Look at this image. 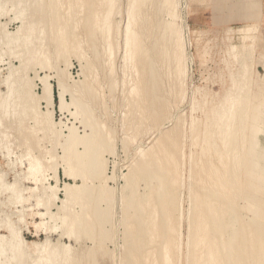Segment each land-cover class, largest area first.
Wrapping results in <instances>:
<instances>
[{"label": "rangeland", "instance_id": "1", "mask_svg": "<svg viewBox=\"0 0 264 264\" xmlns=\"http://www.w3.org/2000/svg\"><path fill=\"white\" fill-rule=\"evenodd\" d=\"M18 1L0 0V264H16V262H11L12 257L15 256L12 247L16 242L12 233L18 234L23 241L26 264H34L35 260H40L37 257V248L46 241L51 247L59 245V248H71L70 254L76 258L70 256L75 261L80 260L79 264L82 261L83 264H123V262L130 264L132 260L128 255L131 251L128 248L125 249L127 244H129L130 250L134 249L135 255L138 253L136 256L142 262L147 256L151 260L154 251L156 255L159 253V257H157L162 259L161 253L158 250L156 252L155 249H160L165 241L166 252H168L167 262L169 264H185L186 257H188L186 255L189 254L188 249L190 251L187 244L192 239L188 223L192 215L189 210L192 209L191 195L197 188L195 183L201 180L199 173H196L195 170L198 169L200 151L203 148L208 149L207 158L216 164V158L212 154V141L216 140L217 148L219 147L220 151L226 149L227 146L222 148L223 143L219 140L223 141L224 139L225 141V127H221L219 133L215 128L222 122L224 116H228L230 110L240 104L243 105V108L236 107L234 112L236 115L238 113L239 116H243L244 119L236 118V125L232 126V133L244 131L240 135L234 134L237 136L236 140L241 141L238 142L234 139L231 145L235 148V154L238 153L245 159L248 157L245 152L249 148V141H255L252 153L253 161L257 164H264L263 160L260 162L258 159L257 161L259 152H262L264 147V0H168L172 5L167 0H148L147 5L144 6L140 24V27L143 28L141 31L143 34L140 32L143 42L141 46L145 52L130 53L132 59L128 62L122 59L120 48L123 45L122 36L126 24L125 14L128 0H113L109 7L111 13L109 15L111 57L105 55V49L101 47L103 46L101 40L96 39L99 44L94 42L97 46L93 44V48L92 46L87 48L85 45L82 51L83 56L88 57L84 63L85 70H89L90 64L92 70L88 72L90 74L88 80L81 72L78 56L74 48H71L73 46H64V48L62 42L57 39L62 35L59 32L62 23L66 21L62 12L66 11L67 2L69 3L70 0L61 2L60 5L64 4L65 6H62L63 8L58 6L59 9L57 8L56 12L61 14L57 15L58 17L52 16L48 6L45 5L44 10L47 9L45 12L48 13L47 17H43L45 32L41 31L35 34L29 31L31 30L29 25L34 23L36 28L43 27L38 23L40 19L38 16L30 15L34 12L37 13L35 11L37 8L26 6V0L24 3H18ZM71 2L78 4L80 0H71ZM166 4H168V9ZM157 9L161 11L159 12ZM77 11H79L78 8ZM77 11L69 22V26L72 24L71 27L74 25L75 28L72 32L70 27L68 33L83 34L79 39L82 38L81 40L84 41V36L87 35L84 33V28H87V22L90 19L88 16L89 5L84 4L79 11L80 14ZM149 14H151V18L153 16L151 21ZM22 23L26 28L20 35L17 31ZM167 23H173L174 31L176 30L179 34V39L176 41L174 34L169 35L168 32L167 35L165 34L166 39L161 38L164 34L163 30L168 27ZM154 25L157 29L154 28ZM138 27L136 26V29ZM153 32L154 34H152ZM170 36L171 41H169ZM159 37L162 39L160 42ZM155 38L157 41L154 40ZM163 40H165L164 45L167 44L169 48L161 46ZM156 45H160L157 46V48L161 47L160 50H157ZM34 48L41 51L37 61L30 60L31 56L28 55L29 51ZM166 48L168 49L167 55L160 54L162 49ZM92 51L97 52H94L96 56ZM147 64L153 68L155 79L152 77V82L156 97L144 87ZM43 67L45 68L43 69ZM93 75L97 76V79ZM23 76L32 80L33 91L38 97L36 106L38 116L42 121V128L46 129L40 130L36 134L34 133L35 121L31 118L29 109H26V116H20L19 112L13 113L12 109L9 113L8 111L4 113L1 106V103L7 99L10 84ZM46 76L53 87L50 105L47 100L46 102L45 99H42L41 86L38 81V78ZM56 76L61 77L67 85L68 93L64 97L66 105L64 111H60L58 107ZM152 82L149 81L147 84L151 85ZM20 83H17L15 88L19 87ZM72 88L73 90H70ZM88 92L92 96L85 95L89 94ZM72 95L74 96L72 97ZM89 96L91 97L88 98ZM39 97L41 98L39 99ZM74 97L75 100L77 98V103L80 102V106L78 104L75 106L82 107L77 110V113L81 112L78 115L74 104H72ZM238 110L240 111L238 112ZM85 111L86 113L89 111L91 114L88 113V115ZM90 117L92 123L100 129V138L94 143H89V149H91L89 158L82 161L78 156L72 160L71 164L74 173L84 172L90 176L86 178L88 179L87 190L81 192V195L74 201H80V203L82 201L83 206L86 207L87 203H94L92 201L94 196V198L101 196L104 199H100L101 202H98L100 207L98 205L95 207L93 204L92 207L88 206L89 212L91 208L92 210L98 208L100 211L95 210V212L98 211L97 213L101 214H98L97 217H103L97 218L98 220L101 218L99 223L101 221L102 223L99 226H94V228L99 227L98 230L95 228L96 230L92 231L94 238L97 235V238L99 237L95 238L97 243L95 239L87 240L89 237L86 238V236L82 237V240H78L79 242L74 238L64 236L71 226V219L79 217L77 212L81 211L82 203L79 205V202H76L78 204L73 202L70 213L62 211L64 209L62 205L64 186L81 187L82 185L81 179H68L63 174L62 163L68 156L64 153L65 140L69 135V128L73 132L75 130L74 133L81 138L90 134V128L81 125L85 119ZM242 121L245 122V128H243ZM53 132L55 134H52ZM218 135L221 138H218ZM233 138L232 134L231 139ZM164 145L166 153L163 155V161L160 162L163 168H159V172L162 173L163 185L159 195H163L164 206H169L171 209L168 214L172 213L163 228L165 234L162 235H166L165 239L163 238L164 240L161 241L163 243L161 244L159 238L154 239L156 241L153 243L152 234H149V239L146 235L145 240L148 243L145 241L143 243L142 238H145L144 235L147 233L140 230L143 226L144 214L141 215L139 209L141 204L142 206L146 204L147 198L152 201L156 195L155 153ZM82 147L78 145L74 153L80 155L83 152ZM139 152L143 154L142 157ZM28 154L32 158L38 159L40 163L37 173L29 168ZM238 154L235 155L236 158L231 153L230 156L234 157V160L240 161ZM229 162L231 163V158L228 159V164ZM234 162L233 164H235ZM191 175L194 177H190ZM241 176L243 175L239 176L240 182L244 180ZM228 178L231 179L230 175ZM51 188H55L54 191L57 190L56 200L51 199ZM231 194L236 198L232 196L235 203L231 199L230 206L233 205L234 212L237 213L236 216L242 218L243 225L250 224L253 209L264 210L261 203L251 201L244 196V194H248L241 186ZM105 195L107 196L105 197ZM248 200L250 201L247 203ZM138 202L139 204H137ZM121 203L124 206H120ZM136 205H140L139 209ZM174 206L175 209H173ZM129 209L133 215L130 216L131 219ZM127 211L129 214L126 213ZM134 211L138 215L135 217L137 219L133 218L136 214ZM261 213L263 216L262 211ZM140 215L143 218L140 219ZM228 215L227 212L226 218ZM128 221H139L141 226H139V222L132 224ZM135 224L136 226L138 224L140 228L137 227L136 234L142 236L144 233V235L142 238L136 235L138 236L137 241L128 236L131 238V243L132 241L134 244L137 242V248L135 246L132 249L130 239L126 238L128 231H124H126V227L135 226ZM235 226L238 227V224L236 223ZM138 231L141 233L139 232V234ZM142 231H144L143 227ZM225 232L230 234V231ZM177 236L180 238L178 239ZM225 237L224 235V240ZM138 242L142 244L137 245ZM156 242L160 245L158 246ZM220 244L221 242H219ZM93 248L94 253L92 252ZM87 251L92 252L94 256L90 253L87 257ZM101 253L102 255H100ZM163 255H165L164 250ZM91 256L95 262L93 258H90ZM83 257L84 259H81ZM78 261L75 264H78Z\"/></svg>", "mask_w": 264, "mask_h": 264}, {"label": "bare ground", "instance_id": "2", "mask_svg": "<svg viewBox=\"0 0 264 264\" xmlns=\"http://www.w3.org/2000/svg\"><path fill=\"white\" fill-rule=\"evenodd\" d=\"M24 1L25 0H19L18 3H24ZM112 1L113 0H80V2L78 4H74L70 0L69 3L67 2L66 11L64 10V13L62 12V14L64 15V18L66 17V21L64 20L65 23H62L61 29L59 31L62 35H61V37H57V39L60 42H62L61 44L63 45V47L64 46H66V47L73 46L71 48H74V51L76 52V55L78 56V62L80 64L81 72L83 74H85V77H84V75H83V77L86 78V79L88 78V76L90 77V74L88 72H89V70H91L90 69L91 68V64H90L89 70L88 69L85 70L84 63L87 60L86 58H88L87 56L84 57L83 56L84 54L82 52L84 50L83 47L85 45H87V48H88V46H92V48H93L94 42L96 44H99V43H97L96 39L97 40H101L100 42H102V44H103V46H101V47H104V49H105L104 52L106 53L105 55L107 57H111L110 56L111 55V44H110L111 37L109 35V33H110V27H109V17L110 16L109 15L111 13L109 11V7H110V4H111ZM147 1L148 0H128V4H127V7H126V14H125V16H126V21H125L126 24H125V27H124V35L122 36L123 37L122 38L123 39V45L121 44L122 47H120L121 48L122 59L125 60L126 62H128L130 59H132V57L130 56V53L134 54V51H136V53L145 52L144 51L145 49L141 46V44L143 42L141 41L140 37L142 36L141 35V33H142L141 31L143 30V28L140 27V24H141V20L143 18L144 6L147 5L146 4ZM169 1H171V0H169ZM61 2L63 3V0H26L25 1L26 6H29V7L33 6V7L37 8L35 10L37 13L34 12L33 14H30V15L38 16L40 18L38 23L43 25L42 28H36L37 26L33 25L34 23H32L31 25H29V26H31V30H29V31L32 34H35L37 32H41V31L45 32V27H44V24H43V21H44L43 17L44 16L47 17V15H48V13L45 12L47 9L44 10L45 5L48 6L50 14L52 16L58 17L59 14H60L59 12H56L58 6H60L61 8H63L62 6H64V4L60 5ZM33 4L34 5L36 4V6H34ZM84 4L85 5L86 4L89 5L90 12L88 13V16H89L90 19L87 22V28L86 29L84 28V31H85L84 33L87 34V35L84 34L85 35L84 36L85 40L83 41V40H81L82 38L79 39L81 35L83 36V34H81V35H78V34L76 35V34H72V33L69 34L68 30L72 26V24H71V26H69V22L72 19L71 17L74 14H76L77 8L80 11L82 6H84ZM21 5L23 6V4H21ZM170 5H172V4L170 3ZM165 6L167 7L168 4H166ZM163 9H164V7H163ZM167 9H168V7H167ZM41 10H42V12H41ZM161 10H158V11L160 12ZM79 11H77V12L80 14ZM145 12H146V9H145ZM152 12H153V10H152ZM168 12H166V13H168ZM149 15H150L149 18H150V21H151L153 16L151 18V14H149ZM172 15H174V14H172ZM76 16H78V15H76ZM154 16H155V14H154ZM158 16H159V14H158ZM160 16H161V14H160ZM41 17H42V19H41ZM145 19H146V17H145ZM45 21H47V20L45 19ZM161 21H162V19H161ZM72 22H73V20H72ZM154 22H155V20H154ZM138 23H139V25H138ZM157 23H159V22H157ZM45 24H46V22H45ZM161 25L163 26L164 24H161ZM136 26L137 27L139 26L137 29L140 30V31H138L136 29ZM148 26H149V24H148ZM166 26H168V27H166L163 30L164 34L162 35L161 38L162 39H166L165 34L167 35V32H168L169 35L171 33L174 34L175 41H176V39H179V36H178L179 34H177V31L175 30L176 31L175 32L174 29H173L174 28L173 23H169V24L167 23ZM25 28H26V26L22 23V25L20 26V29L17 31V33H20V35H21L24 32ZM71 28L70 29L73 32L75 26L73 25V27H71ZM149 28H150V26H149ZM154 28H155V25H154ZM155 29H157V28H155ZM162 29H161V31H162ZM151 31H150V34H151ZM240 31H239V33H240ZM146 34L148 35V33H146ZM152 34H154V32ZM144 36H146V35H144ZM43 38H45V37H43ZM161 38L159 37V39H158L159 42H160ZM167 39H168V37H167ZM154 40H156V38ZM164 41L165 40H163V42L161 41V44L163 43V45H161L162 47L165 46L164 45V43H165ZM169 41H171V36H170V40ZM155 43L158 44L157 42H155ZM96 44H94V45H96ZM149 44H150V42H149ZM143 45H145V44H143ZM146 45H148V44H146ZM173 45H174V43H173ZM96 46H94V47H96ZM98 46H100V45H98ZM157 46H160V45H156V48H157ZM166 46H168V45L166 44ZM144 47L146 48L147 46H144ZM92 48H90V49H92ZM159 48H161V47H158L157 50ZM168 48H169V46H168ZM146 50H148V49H146ZM162 50H163V51H161L162 53H160V52L159 53L160 54H164L166 56L167 52H168V49L166 48V49H162ZM151 51H152V49H151ZM151 51H149V53ZM94 52H96V51H94ZM94 52H93V54H94ZM86 53H88V52H86ZM40 54H41V51L39 49H35V48L32 49L31 51H29V53H28V55L31 56L30 60H32V61H37L39 59ZM160 54H159V56H160ZM161 57H164V56H161ZM93 58H94V56H93ZM98 58H100V57L98 56ZM98 58H95V59H98ZM166 60H167V58H166ZM94 62H96V60ZM94 62H93V64H94ZM164 62L166 63L165 59H164ZM93 66H92V68H93ZM44 68L45 67H43V69ZM46 68L48 69L49 67H46ZM152 69L153 68L150 67L147 64V68L145 70L146 78H144V80H145L144 87H145V89L148 92L151 93V95L156 97L155 90H154V83L152 82V80H153L152 77H154V79H155V76L153 75ZM94 70H95V68H94ZM142 75H143V72L141 73V76ZM93 76H95V75H93ZM56 77H57L56 78L57 82H56V86L55 87L57 89L58 107H59L60 111H64L66 109V105L64 104V97L68 93L67 85H66L65 81L61 77H58V76H56ZM96 77L97 76H95V78ZM54 80H55V78H54ZM91 80H92V77H91ZM31 81L32 80L28 79L26 76H23L22 78L17 79V81H13L10 84V86H9V93H8L7 99H5L1 103V106H2V110L4 111V113H6V111H8V113H9L11 111V109H12L13 113H18L19 112L20 116H26V109H29L31 118L35 121L34 133L36 134L38 131L46 130V129L42 128V121H40V118L38 116V112H37V108H36L37 103H38V97L33 91L34 86L31 84ZM38 81H39L40 86H41V95L43 97L42 99H45V101L47 100L49 102V105H50L51 102H52L51 101V96H52V93H53L52 92L53 87L49 83V80H48L47 76L43 77V78L42 77L38 78ZM94 81H95V79H94ZM149 81L152 82L151 85L147 84ZM19 82H21L19 87L15 88V85L17 83H19ZM87 86H88V84H87ZM70 90H73V88L70 89ZM85 93H87V92H85ZM85 95H91V93L85 94ZM73 96L74 95H72V97ZM91 96H89L88 98H90ZM40 98L41 97H39V99ZM76 100H77V98H76ZM76 100H75V97H74V100H72L74 102V103H72V104H74L73 106H75V104H78L80 106V104H79L80 102L77 103L78 101H76ZM90 102H92V101L90 100ZM81 104H82V102H81ZM236 107H239L241 109V108H243V105L240 104V105H238ZM236 107H234L232 110H230L228 116H226V117L224 116V118L222 119V122L218 125V127L216 126V128H215L216 132L219 133V129L221 127H225V133L226 134L224 132H221V133H224L225 136H226L225 137V141H224V139H223V141H222V139H219V140L221 141V143H223V145H221L222 148L227 146V148L225 147L226 149H222L221 148L222 150L220 151V150H218L219 147L217 148L218 143L216 142V140L214 142L212 141V147H211L212 148V154L216 158V164L212 160H209L207 158L208 149L203 148L200 151V154H201L200 161L201 162L199 161L198 169H195L197 172L196 171L195 172L199 173V175L201 177V180L198 183H195L196 187H197L196 188L197 190L196 189H195L196 191L193 190L194 192L191 195V198H192L191 201L192 202H190L191 203L190 205H191L192 209H189V210H191L192 215H191V218H190V222H188L189 220L187 222L189 223V231H190L189 233H191L190 237L192 239H191V241H189L191 243L190 244L191 246L189 245V242L187 244V246L190 247V251L188 249L189 254L186 255L188 257H186L185 264H264V219H263L264 218V210H262V209L260 210V208H258L259 210L257 208L253 209L254 212L252 211L253 212L252 213V220H251L250 224L246 223V225H243L242 222H241L242 218L241 219H240V217L238 218L236 216L237 213L235 214V212H234L233 205H232V207L230 206V202H232L233 197L235 196V195L231 194V192H233L234 190H237L238 187L241 186L245 191H247L248 195L244 194V196H246V198H249L251 201L254 200L256 203L259 202L264 207V164L263 163H262V165L259 164V163L257 164V163H254V161H253L252 153H253V149H254L253 146H255V141H253V140L249 141V148L245 152L246 154H248L247 158L245 157V159H244V157L241 156L238 153H236V154H238V156H240L239 157L240 161H238V159L234 160L233 159L234 157L232 158V156H235L236 154L234 152L235 148H233L234 146H232L231 144H233L232 141L234 139L236 140L235 137H237V136H235V135H236V133H238V132L232 133V130H233L232 126L236 125L235 124V120H236L237 117H238V119L239 118L244 119V117L243 116L242 117L239 116L238 113L236 115V113L234 112ZM79 108L82 109V107H79ZM79 108L77 106H75L77 115L80 112L79 111L77 113V110H80ZM236 111H237V109H236ZM239 111L240 110H238V112ZM82 112H84V111L82 110ZM85 113H86V111H85ZM88 113H89V111H87L86 114H88ZM89 114H91V113H89ZM79 116H80V114H79ZM90 116H92V115H90ZM81 117H82V115H81ZM90 119H91V117L89 119H87V120L85 119L86 121L84 119H83L84 120L83 122L80 121V122H82L81 125H83V127L90 128V134L85 136V138H83V137L81 138V137H78L74 133V132H76L75 130L73 132L71 130V128H69V135L66 137L65 144H64L65 145V150H64L65 152L64 153L68 154V156H67L66 159L63 160V163H62V165H63V174L68 179H72V180L81 179V182H82L81 187L80 186L76 187V186H72V185H70V186H66L65 185L64 189H63L64 199L62 200V205L64 207V209H62L63 213H65L66 211L70 213L71 208H73V206H72L73 202H74V204H78L76 202H79V205L82 203L80 205V210L81 211L77 212L79 217L71 219V226L68 228L67 232L64 234V236L66 235L68 238H74L75 241H77V242H79L78 240H82L81 239L82 237L85 238V236H86V238L89 237V238H87V240L88 239L94 240L95 238H97L98 235L94 238V235H93L92 231L95 228H97V227L94 228V226H99V224L102 223V221L99 223L101 218H100V220H98L99 217H102V216L97 217V215L101 214V213H97L98 211L95 212V210H99L98 208L95 209V210L93 209L94 212H93V210L91 208V211L93 212L92 213L90 211L91 214L88 211V209H89L88 206L91 205L90 207H92V204H93V206L96 207L98 205V202H101L100 199H103V198H101V196H97L98 198H94L95 197L94 196L93 200H92V201H94V203L93 202L90 203V204L87 203L86 205H88V206H86L85 202H84V205L86 207H88V208L83 206V202L82 201H81V203H80V201H76V202L74 201V199H76L79 195H81L80 194L81 192H83V191L85 192L87 190V187H86L87 183L86 182H88V179H86V178L87 177L89 178L90 176H87V174H85L84 172H82V173L81 172L74 173L75 171L72 168L73 166H72L71 162H72V160L74 158H78V156H79V158L82 159V161H85L86 158H89L90 153H91L90 152L91 149H89V143H94L95 141H97L98 138H100V135H101L100 134V129H98L95 126V124L92 123V121ZM239 121H238V123H239ZM241 123H243V128H245V122L242 121ZM240 128H242V127H240ZM243 128L241 130H243ZM234 129H235V127H234ZM222 130H224V129H222ZM53 131H54V129H53ZM234 131H236V130H234ZM243 131H241V132H243ZM241 132L239 131L238 135H240ZM221 133H220V135H221ZM52 134H55V132H53ZM232 134L234 136L233 139H231L232 138ZM218 138H221V137L219 136ZM237 140H238V142L241 141L239 139H237ZM235 144H237V143H235ZM78 145L83 146L82 147L83 152L80 153V155H77V153H74L75 149H77ZM239 145H241V144H239ZM230 146H232V147L230 148ZM164 148H165V145H164V147L162 146V149H159L158 151L156 150V153H155V162H156V165H155L156 166V195H154V198H153L152 201L151 200L149 201L148 198H147V201L146 202L144 201L146 204H144L143 206H142L141 202H140L141 207H140V205H138V206L136 205L138 207V209L140 207L139 210L141 212L140 211L139 212L141 213V215H142V213L144 214V216H143L144 218L141 215H140L141 217L139 216L140 219L143 218V222H142L143 226L142 227L144 228V231H142V227H141V229L138 227V224H137V226L135 224V226L126 227V229H125L126 231H124V232L128 231L127 233L129 235L128 234L127 235L125 234V235H126V238L128 240L130 239L129 242L131 241V238L134 240L136 238L138 239V236H140L142 238V236L144 235V233H143L142 236L136 234L137 233V227L141 230V232L147 233L144 236L148 235V238H147V236L145 238L143 237L142 238L143 240L140 238L142 240V242L143 241L147 242L145 239L146 238L149 239V234H152L153 243H155L157 238H159L160 242L165 239L164 237L166 235L165 236L162 235V234H165V233H163V231H164L163 228L165 227L167 219L170 218V215H171L172 212L168 214V212L171 211V209L169 208V206H164L165 202H163V195H159L160 192L162 191V185H163V183H162V173L159 172V168H163L162 165H160V162L163 161V155L166 153V151L164 152ZM237 150H238V148H237ZM237 150H236V152H237ZM214 152H215V154H214ZM230 153H231L232 156H230ZM261 153H262V155H261ZM139 155L142 157L143 154L139 152ZM229 156L231 158V163H232L231 164L229 162V164H231L232 166L228 164V159L230 160V158H228ZM27 157L30 160L29 168L31 170H33L35 173H37V171L40 169V163H39L38 159L32 158L29 154L27 155ZM236 157L237 156H235V158ZM258 159H259L260 162H261V160H263V162H264V147H263L262 152H259V156L257 158V161H258ZM232 160H233V162L235 161L234 162L235 164H233ZM72 170H73V172H72ZM241 174L243 175L241 177H243L242 179H244V180H241V182H240V179H239L240 177L239 176ZM229 175H230L231 179L228 178ZM190 177L193 178L194 176L191 175ZM228 179H230V180H228ZM51 189H52V193L50 194L51 195V199L56 200L57 199V196H56L57 195V190L54 191L55 188H51ZM101 192H103V190H101ZM101 194H103V193H101ZM106 196L107 195H105V197ZM79 198L81 199V197H79ZM234 198H236V197H234ZM126 200H128V198ZM250 200H248L246 202L248 203ZM122 201L124 202L125 200L123 199ZM89 202H91V201H89ZM233 202H234V200H233ZM132 204H131V206H132ZM137 204H139V202ZM81 206H83V207H81ZM98 206L100 207V205H98ZM120 206H124V205L122 204ZM260 207H262V206H260ZM126 208H127V206H126ZM132 208H133V206H132ZM121 209H124V208H121ZM173 209H175V206H174ZM129 210L131 212V209H129ZM136 211L138 213V210H136ZM261 211L263 212V216H262ZM191 212H189V213H191ZM227 212H228L229 215L226 218L225 215L227 214ZM126 213H128V211ZM137 213L134 215L133 218L138 216ZM126 216L127 215H125V217ZM130 216H133L132 212H131V215H129V217ZM127 218H128V216H127ZM131 218L132 217H130V219ZM135 219H137V218H135ZM127 220H126V222H127ZM223 220H224V223H223ZM243 221H244V219H243ZM122 222H124V221H122ZM128 222H132V224H134L133 222L136 223V222H139V221H128ZM236 223L238 224V227L235 226ZM100 226H102V225H100ZM125 226H128V225L125 224ZM125 226H123V227H125ZM139 226H141V222H139ZM234 226L236 227L235 229H234ZM239 226H241V227H239ZM98 228H97V230H98ZM177 231L179 232V230H177ZM225 231H230V234L228 235V233L225 232ZM95 232L96 231H94V233ZM139 232L140 231H138V233ZM222 233H224V234H222ZM89 234H91V235H89ZM125 235H124V237H125ZM136 235H138V236H136ZM224 235L226 236L225 240L223 238ZM12 236H13V239L16 240V242H15L14 246L12 247V249H14L15 256L12 257L11 262H16V264H26L25 259H24L26 254L23 251V241H22V239L19 237L18 234L15 235L14 233H12ZM128 236H130L131 238H128ZM190 237L188 239H190ZM126 238H124V239H126ZM177 238H178V236H177ZM127 239H126V241H127ZM137 239L134 240V241H137ZM140 239H139V241H140ZM154 239H156V240L154 241ZM178 239H177V241H179ZM47 242L48 241H46L44 244H41L37 248V250H38L37 251V254H38L37 257L40 258V260L39 261L35 260L34 264H75V263H77L78 260L76 259L77 261H75V260H73L74 258H72L70 256V255H72V254H70V252L72 250L71 248H59L60 246L58 244H57L58 246L52 245L53 247H51V246H49V242H48V244H47ZM140 242H138L137 245L142 244ZM219 242H221L220 245H219ZM96 243H97V240H96ZM126 243H124V244H126ZM136 243L134 244L133 241H132V243L130 242V244L132 245L131 246L132 249H133V247L136 246ZM162 243L163 242H161V244ZM78 244H80V243H78ZM128 245L129 244L126 245V248L124 246V248L126 250L128 248L129 251H131V253L128 251L130 253L129 255H128V252H127V255L129 256V259L132 260L130 262V264H139L140 262L143 263V264H169L167 262L168 261V259H167L168 258V252H166L165 241L162 244L160 249H155L156 252L158 250L161 253L162 259L158 258L159 257L158 256L159 253H157L158 255H156V253L154 251L152 253L151 260L147 256L146 259L143 260V262L141 260H138V258L136 256L138 253H136V255H135L134 249L130 250V247ZM157 245L159 246L160 244L157 243ZM157 245H155V247ZM136 248H137V246H136ZM138 248L140 249V247H138ZM136 250L139 251L138 249H136ZM163 250L165 252V255H163ZM90 251H92V250H90ZM90 251H87V253H88V254L86 253L88 255L87 257H89L90 253L91 254H92V252L94 253V248H93L92 252H90ZM98 251H100V250L98 249ZM98 251L96 250V253ZM73 252H74V250H73ZM140 254L141 253L139 252V255ZM92 255L94 256V254H92ZM100 255H102V253ZM155 255H156V258H155ZM93 256H91L90 258H93ZM124 256L126 257V255H124ZM73 257L76 258V256H73ZM77 258H79V257L77 256ZM90 258H88V259H90ZM81 259H84V257L81 258ZM126 260H128V258ZM126 260H121V261H126ZM74 261H75V263H74ZM93 261L95 262V259ZM79 262H81V261L79 260L78 264H79ZM84 262H86V261H84ZM125 263L127 264L128 262H125ZM81 264H83V261H82ZM123 264H124V262H123Z\"/></svg>", "mask_w": 264, "mask_h": 264}]
</instances>
